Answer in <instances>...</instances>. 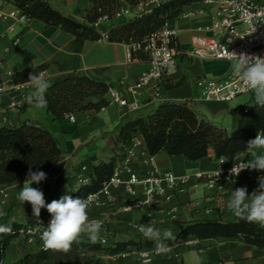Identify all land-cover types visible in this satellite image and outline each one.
I'll return each instance as SVG.
<instances>
[{
    "label": "crops",
    "instance_id": "obj_1",
    "mask_svg": "<svg viewBox=\"0 0 264 264\" xmlns=\"http://www.w3.org/2000/svg\"><path fill=\"white\" fill-rule=\"evenodd\" d=\"M4 1L5 11L15 8ZM46 1L64 16L82 22L78 10L86 9L89 0ZM118 1L120 8L115 17L109 21L103 18L95 25L102 35L110 27L146 13L152 7L149 3L128 6L125 0ZM124 11L128 13L124 14ZM211 17L212 10L202 2H196L186 6L180 18L166 23L164 29L173 33L179 50L185 57L174 60L164 80L151 81L139 89L135 96L127 88L133 86L137 78L151 68V64L136 59L128 61L129 46L108 43L102 39L85 42L80 52L75 53L72 49L73 37L57 28L28 19L20 23L0 21V78L3 82L0 84V127H10L21 122H38L50 132L62 152L61 160L46 172V180L40 184H32V187L39 188L44 193L46 203L66 194L71 195L80 185L89 184L93 167L113 158L117 159L114 169L124 180L127 178V170L138 176L168 172L176 177L189 178L185 185L176 188L174 192L165 189L163 196L153 197L148 205L141 208L131 207L133 202L144 199L138 191L130 196L123 188H119L112 190L110 198L99 196V206H90L88 215L90 219L102 222L95 244H100L103 249L80 250L82 260L89 258L101 264H264V250L246 245L238 238L198 240L189 237L178 241L172 239L171 245L164 240L170 252L159 254L155 250V241L146 239L138 231L139 225L147 226L151 223L161 233L167 229L174 236L176 231L194 222H235L238 217L227 209L232 190L246 187L251 194L258 187V181H251L242 175L222 189L205 187L204 179L197 180L194 175L217 169L218 164L211 150L203 159L187 161L180 155L168 156L163 152L150 156L140 134H136L123 147L116 144L118 133L127 121L145 117L165 102H186L191 108L197 105L198 115L212 124L223 125L225 119L221 117L229 115V103L206 102L201 94L198 95L195 81L202 76L223 78L231 70L233 62L201 61L187 55L191 36L206 34L204 29L210 25ZM8 27L13 30L8 32ZM39 65L47 66L42 73L46 80L78 69L92 79L104 82L108 86V92L104 96L108 105L99 111L75 112L72 114L74 122L69 120L70 115L54 120L45 108H36L28 101V96L35 90L30 82L23 85H13L11 82L12 74ZM60 67H63V72ZM175 84L177 86L170 89L164 87ZM110 91L121 93L129 102L136 101L138 108L129 112L110 105ZM12 104L15 107H11ZM249 107L232 116L231 128L228 132L225 130L229 135L235 134L238 118ZM251 153L252 150L248 149L237 154L233 160L248 164L252 159ZM80 178L85 181L80 183ZM24 183L25 181L0 186V210L4 212L0 216V225H26L28 220L36 219L31 204H23L17 198ZM261 228L264 230V227ZM27 229L28 226L10 244L0 264H11L26 254L40 251L35 238L37 231L28 236L25 233ZM79 241L92 243L86 234ZM129 241L152 242V246L140 251L129 247L126 253L117 255L107 250L116 243Z\"/></svg>",
    "mask_w": 264,
    "mask_h": 264
},
{
    "label": "trees",
    "instance_id": "obj_2",
    "mask_svg": "<svg viewBox=\"0 0 264 264\" xmlns=\"http://www.w3.org/2000/svg\"><path fill=\"white\" fill-rule=\"evenodd\" d=\"M19 10L28 20H36L47 27L57 28L73 37L72 49L79 53L85 42L105 40L108 43L139 45L137 50H131V60L150 62L143 51L144 41L160 31L168 21L177 20L183 14V9L198 0H162L151 7L149 12L134 16L127 21L110 27L102 35L95 25L103 18L112 20L120 8L118 0H89L84 10H78L83 21L72 20L53 9L46 0H6ZM147 0H125L128 6H137ZM179 49V47H178ZM182 54L180 58H184ZM46 65L31 66L11 75L13 85L29 83V74L33 71L43 73ZM63 72V67H60ZM49 88L45 93L47 106L45 110L54 120L62 119L75 112L99 111L108 103L104 96L108 86L89 77L85 72L75 69L47 79ZM0 78V84H2ZM177 84L164 85L166 89ZM264 133V107L255 105V100L249 108L241 113L237 121L234 135H229L224 129L199 117L186 103H161L154 111L142 118L127 121L120 129L116 144L125 146L136 134H140L150 156L165 153L168 156L180 155L187 161H197L208 156L213 151L216 159L233 158L247 151V142L254 139L257 133ZM62 158L58 142L50 132L38 122H21L10 127H0V186L23 182L27 179L29 167L33 171L47 172ZM117 159L100 162L93 167L89 184L80 185L71 196L86 198L91 193L98 192L102 184L112 176ZM60 198L54 199L58 200ZM53 200L47 202L51 203ZM51 217L46 208L41 210L39 218L30 219L26 225L5 223L10 225L11 234L0 235V262L5 257L7 248L20 235L22 230L46 227ZM174 241L195 237L198 240L216 238H238L244 244L264 250V230L244 219L235 222L205 221L194 222L174 233ZM172 239L165 240L168 245ZM152 242L136 243L133 241L116 243L113 248H107L112 254L126 253L129 247L140 251L149 248ZM100 244L75 242L67 253L62 251H38L24 255L11 264H101L89 258L80 257V250L99 251Z\"/></svg>",
    "mask_w": 264,
    "mask_h": 264
},
{
    "label": "built area",
    "instance_id": "obj_3",
    "mask_svg": "<svg viewBox=\"0 0 264 264\" xmlns=\"http://www.w3.org/2000/svg\"><path fill=\"white\" fill-rule=\"evenodd\" d=\"M159 2V0H147L137 6L149 3L153 7ZM198 2H202L212 10V17L210 25L204 29L206 34L191 36L190 50L187 54L189 57L201 61L225 60L234 62L236 57L233 53L236 55L246 53L248 55L264 56V0H198ZM5 5L6 2L0 0V21L11 20L14 23H20L27 20L16 8L5 11ZM123 13L127 14L128 12L124 11ZM164 27L144 41L143 51L150 59L151 68L143 72L133 86L127 88V91L134 96L137 95L139 89L144 88L151 81L164 80L174 60L180 58L183 54L178 49V43L173 33L165 30ZM7 30L11 32L13 29L8 27ZM139 48V45L129 46L128 61H131V50ZM195 87L200 91L206 102L230 103L239 95L252 93L244 88L231 70L226 76L219 79L202 76L195 81ZM109 104L129 112H133L138 108L136 101L129 102L121 93L113 91H110ZM11 107H15V105L12 104ZM69 120L74 122L72 115L69 116ZM216 162L218 164L216 170L194 175L197 180L204 179L205 187L222 189L231 182L238 180L242 175L247 176L251 181H258V177L264 176V171L247 169L248 164L243 161L219 158L216 159ZM233 166L234 171H238L240 166L246 169L235 176L230 174ZM218 173H220L219 177ZM126 174L127 178L124 180L119 176L118 171L114 169L112 176L102 184L101 189L98 192L89 194L93 197L90 206L99 203V196L110 198L112 190L123 188L130 196L138 191L144 198L142 201L133 202L132 208L145 207L153 197L163 196L165 189L174 192L176 188L185 185L189 180L188 177H176L168 172L138 176L131 170H127ZM84 181V178L79 179L80 183ZM50 220L51 217L48 219L47 224ZM46 227H28L25 232L28 236H32L37 231L35 238L42 251H49L44 249L40 239L41 233ZM22 233H24L23 230Z\"/></svg>",
    "mask_w": 264,
    "mask_h": 264
},
{
    "label": "clouds",
    "instance_id": "obj_4",
    "mask_svg": "<svg viewBox=\"0 0 264 264\" xmlns=\"http://www.w3.org/2000/svg\"><path fill=\"white\" fill-rule=\"evenodd\" d=\"M236 59L231 65L232 73L243 84L244 88L250 90L254 95L255 105L264 107V56L248 55L242 53L236 55ZM28 81L35 89L29 96L28 101L36 108H45L47 100L45 93L49 88L48 81L42 73L32 72ZM247 147L252 150V159L248 162L247 169L264 171V133L258 131L254 139L247 142ZM257 150L259 152L257 153ZM240 166L238 171H234V166L230 170L231 175L238 176L246 169ZM220 173H218L219 177ZM47 174L43 171H33L28 169L27 179L17 198L21 203H30L33 216L39 218L41 209L46 208L51 215V220L42 231L40 239L45 250L69 252L73 243L78 242L82 235H87L92 243H96L102 228V222L90 219L88 208L93 197L87 196L85 199L73 198L71 195H63L58 200L46 203L44 193L32 187V184H40L46 180ZM97 206L99 203L97 202ZM227 209L236 217L244 219L249 223H256L264 227V176L258 177V187L248 193L246 187H239L232 190L231 198L227 202ZM4 212L0 210V216ZM138 231L149 240L155 241V250L159 254H167L170 248L163 241L175 239L170 230L165 229L163 233L153 224L139 225ZM10 225H0V235L11 234Z\"/></svg>",
    "mask_w": 264,
    "mask_h": 264
},
{
    "label": "rangeland",
    "instance_id": "obj_5",
    "mask_svg": "<svg viewBox=\"0 0 264 264\" xmlns=\"http://www.w3.org/2000/svg\"><path fill=\"white\" fill-rule=\"evenodd\" d=\"M200 91L198 93V95L200 96ZM254 101V95L253 93H249V94H244V95H239L237 96L233 101H231L229 103V115H223L221 118H224V122L223 125L221 126V124L219 123H214V125H216L217 127H220L221 129L226 130L227 132L229 131V129L231 128V120H232V116L235 114H238L243 108L245 107H249V105H251V103ZM196 114L198 112V106L197 105H193V108H191ZM198 115V114H197ZM199 117H202L200 115H198ZM225 116V117H224ZM203 118V117H202Z\"/></svg>",
    "mask_w": 264,
    "mask_h": 264
}]
</instances>
